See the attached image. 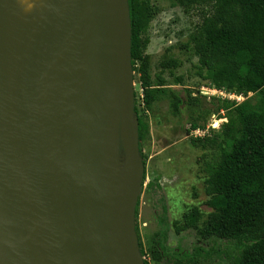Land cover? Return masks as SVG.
I'll use <instances>...</instances> for the list:
<instances>
[{"label":"water","instance_id":"obj_1","mask_svg":"<svg viewBox=\"0 0 264 264\" xmlns=\"http://www.w3.org/2000/svg\"><path fill=\"white\" fill-rule=\"evenodd\" d=\"M52 7L21 54L16 4L0 0V264H144L129 2ZM73 34L67 60L79 72L62 82L40 129L34 111L44 80Z\"/></svg>","mask_w":264,"mask_h":264},{"label":"rangeland","instance_id":"obj_2","mask_svg":"<svg viewBox=\"0 0 264 264\" xmlns=\"http://www.w3.org/2000/svg\"><path fill=\"white\" fill-rule=\"evenodd\" d=\"M27 1L31 0H22V6L28 8ZM149 2L154 17L143 34V39L149 40L144 54L149 55L150 82L155 89L149 109L144 103L140 61L134 70L138 106L142 112L146 110L144 116L149 123L142 146L145 174L135 218L138 237L145 250L143 258L150 264H177L180 258L174 251H181L188 257L180 264H230V256L237 249L233 242L217 236L205 237L199 229L188 226L192 218L189 214L194 208L202 213L199 227H203L211 211L207 204L210 196L206 192L205 163L220 154V144H226L222 133L228 118L226 111L221 109V101L229 99L228 93H232L225 92L221 96L210 90V82L197 75L198 57L187 46L189 36L211 13L212 5L184 8L175 0ZM20 13H15L18 36L15 47L24 54L31 45L33 32L26 30ZM21 34H25L26 43L20 40ZM172 59L178 62L174 68L166 64ZM161 81L163 85H159ZM248 98L256 102L259 95L250 93L240 100L230 99L241 102ZM178 100L181 102L176 107ZM193 125L198 128L193 129ZM196 130H200V134H196ZM214 131L222 136L215 143L206 142L204 137L212 136ZM196 137L203 139H193ZM149 182L161 185L158 196L148 187ZM163 226L168 253L158 261L153 258V249Z\"/></svg>","mask_w":264,"mask_h":264},{"label":"trees","instance_id":"obj_3","mask_svg":"<svg viewBox=\"0 0 264 264\" xmlns=\"http://www.w3.org/2000/svg\"><path fill=\"white\" fill-rule=\"evenodd\" d=\"M132 21V64L136 70L140 61L141 82L144 88L146 109L152 107L155 89L150 82L149 55L144 54L148 30L154 10L149 0H128ZM184 8L211 4L206 15L187 41V46L198 57L197 75L208 80L212 88L238 93L248 97L259 95L253 102L231 99L221 101L228 121L223 125L221 152L212 161H206L207 204L211 208L203 227H199L202 213L194 208L188 226L199 229L205 237L217 236L233 242L237 249L230 256V264H264V0H175ZM176 67V60L166 61ZM161 81L159 85H163ZM181 100L177 101L176 107ZM135 116L143 157V141L149 132V123L138 106L135 93ZM193 129L198 128L193 125ZM215 132V133H214ZM213 132L205 136L215 143L222 134ZM202 140L201 137L193 138ZM148 187L158 196L162 187L149 182ZM139 204V201H138ZM137 215V209H136ZM138 232V226L136 224ZM140 252L145 250L139 240ZM165 227L156 238L153 258L166 257ZM179 255L177 264L187 253ZM144 264H150L144 259Z\"/></svg>","mask_w":264,"mask_h":264},{"label":"bare ground","instance_id":"obj_4","mask_svg":"<svg viewBox=\"0 0 264 264\" xmlns=\"http://www.w3.org/2000/svg\"><path fill=\"white\" fill-rule=\"evenodd\" d=\"M53 1L54 0L27 1V3L29 2L28 8L25 6L26 11H24L25 7L22 6V0H14L17 10L16 13L21 12L20 15L24 21V27L28 32H30L29 30H32L33 32V40L39 35L43 24L46 21V17L52 13ZM15 15L16 14H14L13 16V20L16 22L17 16L15 17ZM75 38L76 35L73 34L66 42L62 52L58 55L56 61L50 68L48 75L44 80V86L41 92V97L39 99L38 106L34 111V121L40 129L43 123H46L50 120V109L57 95L62 93V82L66 79L74 80L79 72L80 67L75 65V63L67 60V51L70 48L74 47L73 40ZM33 40L31 42V45L33 43ZM16 50L18 53H21L17 48ZM54 74H56V76L53 77ZM69 99V95L65 96L64 102L60 106L62 111L65 110L67 101H69Z\"/></svg>","mask_w":264,"mask_h":264},{"label":"built area","instance_id":"obj_5","mask_svg":"<svg viewBox=\"0 0 264 264\" xmlns=\"http://www.w3.org/2000/svg\"><path fill=\"white\" fill-rule=\"evenodd\" d=\"M211 91H213V92H215V93H218V94H220L221 96H223L224 94H226L225 92H228V91H223V90H218V89H216V88H212V89H210ZM229 94V99L230 98H236L237 100H240L241 98H243V95H241V94H238V93H228ZM232 100H234V99H232ZM197 132V133H196ZM200 132V130H196L195 131V133L196 134H200L199 133Z\"/></svg>","mask_w":264,"mask_h":264}]
</instances>
